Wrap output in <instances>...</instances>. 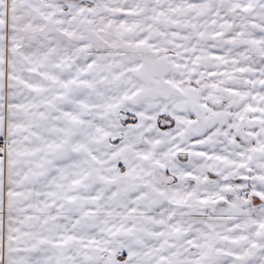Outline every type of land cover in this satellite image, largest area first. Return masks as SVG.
<instances>
[{
    "label": "snow or ice",
    "instance_id": "snow-or-ice-1",
    "mask_svg": "<svg viewBox=\"0 0 264 264\" xmlns=\"http://www.w3.org/2000/svg\"><path fill=\"white\" fill-rule=\"evenodd\" d=\"M0 264H264V0H0Z\"/></svg>",
    "mask_w": 264,
    "mask_h": 264
}]
</instances>
